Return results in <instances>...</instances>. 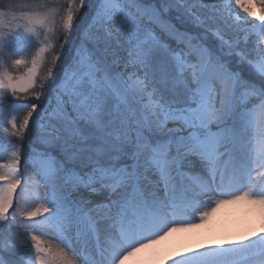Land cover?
Listing matches in <instances>:
<instances>
[{
	"label": "snow or ice",
	"instance_id": "snow-or-ice-1",
	"mask_svg": "<svg viewBox=\"0 0 264 264\" xmlns=\"http://www.w3.org/2000/svg\"><path fill=\"white\" fill-rule=\"evenodd\" d=\"M5 156L0 264H124L226 205L264 217V0H10ZM172 264H264V230Z\"/></svg>",
	"mask_w": 264,
	"mask_h": 264
},
{
	"label": "bare ground",
	"instance_id": "bare-ground-1",
	"mask_svg": "<svg viewBox=\"0 0 264 264\" xmlns=\"http://www.w3.org/2000/svg\"><path fill=\"white\" fill-rule=\"evenodd\" d=\"M7 162V156L0 161ZM37 179L39 180V177ZM262 224L264 217L246 203L226 205L215 212L201 227L173 232L157 244L127 258L124 264H172V259L182 253L205 246L220 245L227 240H241L253 229L260 232L264 230L261 228ZM43 239L46 244L53 247L59 244L58 240H50L47 237Z\"/></svg>",
	"mask_w": 264,
	"mask_h": 264
},
{
	"label": "rangeland",
	"instance_id": "rangeland-1",
	"mask_svg": "<svg viewBox=\"0 0 264 264\" xmlns=\"http://www.w3.org/2000/svg\"><path fill=\"white\" fill-rule=\"evenodd\" d=\"M10 2V0H0V10H5L6 9V5ZM235 7V6H234ZM237 11L240 12V15L241 16H246L245 13H243L242 11H240L239 9H236ZM249 20H254L255 18L254 17H248ZM258 23V21H256ZM30 58V57H29ZM21 71H23V69H21ZM28 101H20V103H27ZM39 111V109H38ZM35 116V114H34ZM22 118V117H21ZM11 139H15V138H11Z\"/></svg>",
	"mask_w": 264,
	"mask_h": 264
}]
</instances>
